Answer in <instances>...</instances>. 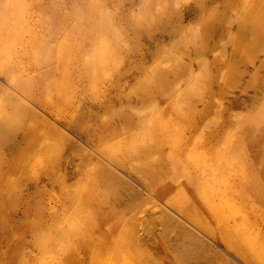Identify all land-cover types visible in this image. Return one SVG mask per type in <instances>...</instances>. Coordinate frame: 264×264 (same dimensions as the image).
<instances>
[{"label": "rangeland", "instance_id": "1", "mask_svg": "<svg viewBox=\"0 0 264 264\" xmlns=\"http://www.w3.org/2000/svg\"><path fill=\"white\" fill-rule=\"evenodd\" d=\"M177 2L153 0L154 26L131 33L94 75L73 61L0 88V264H95L100 228L119 241L148 235L131 223L138 193L198 235L179 243L187 264H209L189 247L195 238L228 264H264V126L238 119L264 100V0H190L179 12ZM138 3L125 0L122 19ZM189 25L195 45L165 52ZM232 185L239 209L226 199ZM223 215L261 259L226 253L192 228L196 219L221 233Z\"/></svg>", "mask_w": 264, "mask_h": 264}, {"label": "clouds", "instance_id": "2", "mask_svg": "<svg viewBox=\"0 0 264 264\" xmlns=\"http://www.w3.org/2000/svg\"><path fill=\"white\" fill-rule=\"evenodd\" d=\"M124 3L125 0H50L48 4L45 0H0V75L8 81L0 88L30 84L34 76L73 61L94 75L98 67L127 49L131 33L138 36L154 26L153 0H139L128 9L126 20L121 16ZM188 3L190 0H178L175 10L179 12ZM53 11L63 21L59 27ZM198 38L199 28L189 25L164 51L171 52L181 43L195 45ZM21 57L27 71L20 65ZM202 77L203 73H198L193 81L199 82ZM195 89L196 83H190L178 92L173 106L179 110L184 91ZM6 96L7 92L0 96V105L6 102ZM238 119L264 126V100Z\"/></svg>", "mask_w": 264, "mask_h": 264}, {"label": "bare ground", "instance_id": "3", "mask_svg": "<svg viewBox=\"0 0 264 264\" xmlns=\"http://www.w3.org/2000/svg\"><path fill=\"white\" fill-rule=\"evenodd\" d=\"M154 66L150 69L153 70ZM46 99L48 97L46 96ZM115 152V149L113 148ZM104 173L108 176L113 175L107 168H105ZM118 174V173H117ZM152 193V188H149ZM238 186L232 185L230 191H226L229 198H226L231 203V208H237V204H240L244 197L238 192ZM141 207L142 211L136 213L131 220V223L137 225L140 223L145 229L148 235H145L141 239L136 236L126 237L119 241L120 237L114 235V233L105 232L104 229L100 228L99 236L96 240H91L95 245H98V254L95 257V264H187V259L192 260V258L187 257V255H182L183 250L179 248V243L182 239H187L188 236H198L194 232L190 231L186 227L181 226L180 223L175 222L172 217L161 209L158 202L151 196V194L144 195L141 193L136 194L132 198ZM143 200V201H142ZM172 202V201H171ZM146 208L148 215L143 216L146 213ZM217 209V210H222ZM226 215H223V223L225 225L224 230L221 233L216 234L211 228L210 224H205L193 219L192 228L198 233H202L205 236H213L215 245H220V248L228 253V250L233 251L236 255L250 257L252 260L256 256L261 259V254L258 255L257 249L252 248L253 252L248 255L245 251V238L244 231L241 232L242 237L235 235V226H231L232 218L226 220ZM196 218V217H195ZM222 223V222H221ZM222 223V224H223ZM177 224V225H175ZM156 228H160L158 236L155 238L152 231ZM180 229V234L173 237V233L176 229ZM138 229V228H136ZM130 230V226L126 224L124 226L123 232L127 235ZM173 232V233H172ZM135 234H138L134 231ZM172 233V234H171ZM152 236V237H150ZM196 245H189L196 247L198 251H202L205 255V259L209 261V264H228L224 260H221L216 253H214L210 248H206L204 240L200 238H195ZM258 240V238H257ZM153 242V244H151ZM174 242V243H173ZM241 246H237V245ZM259 244V240H258ZM185 245V244H184ZM248 246V244L246 245ZM257 261V260H256Z\"/></svg>", "mask_w": 264, "mask_h": 264}]
</instances>
